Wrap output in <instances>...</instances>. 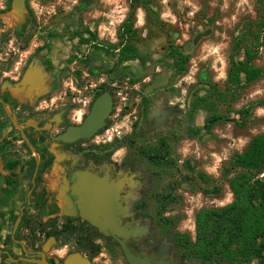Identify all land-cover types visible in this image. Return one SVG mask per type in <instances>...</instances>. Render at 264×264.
Segmentation results:
<instances>
[{"label":"rangeland","instance_id":"1","mask_svg":"<svg viewBox=\"0 0 264 264\" xmlns=\"http://www.w3.org/2000/svg\"><path fill=\"white\" fill-rule=\"evenodd\" d=\"M32 2L36 7L37 1ZM141 2L148 8L139 5L133 10L128 22L132 29L128 34L121 28V23L130 18V0H46L42 3L50 10L54 5L60 24H68L64 33L75 31L72 37L61 35L49 53L47 63L50 67L44 68L46 77L50 81L51 75L54 79L58 77L61 86V90L49 97L60 103L69 95L68 63L73 67L74 61V67L83 72H86L89 58L97 63L105 61L108 67L115 65L120 52L114 50L120 46L124 34L138 57L122 62L118 67L122 82L118 89L121 94L116 96L115 114L119 113V116L113 127H121L127 132L132 123L142 129V124H151L155 120L159 126H166L164 130L150 133L141 142V149H159L164 154L161 163L139 157V165L146 177L144 199L151 210L150 229L156 240L164 242H171L177 234L193 239L196 211L204 207H221L233 200L225 170L252 136L264 132V105L258 104L264 100V45L257 48L253 60L262 69V75L238 89L236 95L225 91L233 40L243 34L242 43L252 46L248 29L259 19L257 0ZM90 32L95 33L94 36ZM91 41L106 45L107 54L100 47L91 45ZM92 47L97 52H91ZM175 49L187 57L186 62L181 64L173 58ZM78 78L80 88L84 81L82 78L80 81L79 74ZM97 80L99 76L94 77V82ZM211 85L226 92L227 99L217 100ZM202 99L210 102V106H204ZM251 104L254 107L250 115L241 119L237 111ZM212 113L223 114L230 120L217 123L207 131L204 125ZM3 118L1 115L0 139L8 137V142L17 141L19 138L10 133ZM18 148L22 156H27L21 142ZM39 149L40 155L43 154L41 146ZM39 171V180L47 175V179L43 177L47 182L58 181L57 176L50 177L47 163ZM200 174L206 179L202 180ZM27 175L25 190L31 187L32 171L29 170ZM34 180L37 181L36 177ZM55 187L35 185L41 205L38 209L35 204L28 207L29 225L27 230H22L23 235L35 228L32 215L38 214L46 220L56 212L49 201ZM178 245L184 253L193 256L184 240H178ZM107 257L109 260L105 264H123L116 258Z\"/></svg>","mask_w":264,"mask_h":264},{"label":"flooded vegetation","instance_id":"2","mask_svg":"<svg viewBox=\"0 0 264 264\" xmlns=\"http://www.w3.org/2000/svg\"><path fill=\"white\" fill-rule=\"evenodd\" d=\"M36 1V7L32 0H23L15 7L14 0H0V119L2 115L6 128L26 148V169L27 172L32 171L31 187L28 189L31 195L26 194L28 190L24 193L20 212H10L11 202L6 196L11 191H2L5 204L0 205V264H39L20 259L21 257L46 264H65L70 255L78 256L83 264H105L109 260L108 255L127 264L114 237L101 234L80 216L75 203L76 197L69 192L74 174L78 171L123 181L118 192L121 225L127 230L140 231L137 235L125 238V245L131 252L147 257L153 264H231L225 260L187 255L178 245V234L171 242L154 238L149 220L151 210L144 199L146 177L139 165V157L143 156L141 142L150 133L164 130L166 126H159L155 120L151 124H142L140 129L136 123H132L127 131L129 133L121 127H113L119 116V113L115 114L116 96L121 94L118 91L122 82V72L118 68L122 63H118L119 58L111 67L105 61L97 63L89 58L86 72L75 68L74 61L71 63L73 67L68 63L69 95L66 96L64 91L66 97L60 103L53 102L49 97L58 89L61 90L59 78L54 79L52 75L51 81L47 77L39 81L36 77L35 84L21 90L12 89L31 69L41 76L45 72L44 68L50 67L47 63L49 53L53 51L60 36L66 34L67 37H72L75 33L63 32L69 27L66 23L60 24L54 5L50 10L48 6L42 5L46 0ZM122 25L121 23V28ZM90 34L94 36L95 33ZM90 44L100 47L106 54L109 50L106 45L95 41ZM121 48L122 44L114 51L121 53ZM92 51L97 52L93 47ZM47 73L49 76V72ZM78 74L80 81L81 78L84 81L80 88L77 86ZM97 76L99 80L94 82V77ZM3 83L6 84L4 88ZM105 91L110 94L112 105L104 126L89 139L79 138L71 142L57 140L56 137L67 127L82 123L94 99ZM39 146L44 151L41 155ZM46 163L50 177H58V181L47 182V185H56L49 199L56 212L46 220L38 214L32 215L35 228L23 235L22 230H27L29 225L28 207L35 204L38 209L41 205L34 195L36 181H32V176L35 169L38 175Z\"/></svg>","mask_w":264,"mask_h":264},{"label":"trees","instance_id":"3","mask_svg":"<svg viewBox=\"0 0 264 264\" xmlns=\"http://www.w3.org/2000/svg\"><path fill=\"white\" fill-rule=\"evenodd\" d=\"M139 5L148 8L141 0H130V18L122 25L127 34L132 29L128 22ZM257 10L259 19L248 29L252 46L242 43L243 34L235 37L231 45L225 89L231 95H236L238 89L262 75V69L253 60L257 48L264 45V0H257ZM125 37L124 34L121 37L119 63L138 57L136 49ZM172 54L181 64L187 61V57L176 49ZM210 88L217 100L227 99L226 92L216 89L214 85ZM203 102L204 106L211 104L205 100ZM258 104L264 105V100ZM253 107L254 104H251L237 113L244 119L250 115ZM227 120L230 119L223 114L212 113L204 127L210 131L215 124ZM141 153L154 163L163 162L164 154L159 149H141ZM225 171L229 176L227 183L233 200L221 207H204L196 211L193 239L183 234L177 235L176 239L184 240L189 254L201 259L225 260L231 264H248L252 261L264 264V132L252 136L244 149L233 156ZM199 177L206 179L202 174Z\"/></svg>","mask_w":264,"mask_h":264},{"label":"water","instance_id":"4","mask_svg":"<svg viewBox=\"0 0 264 264\" xmlns=\"http://www.w3.org/2000/svg\"><path fill=\"white\" fill-rule=\"evenodd\" d=\"M22 1L23 0H14V6L16 7L17 4ZM37 75L38 74H35V70L31 69L27 71L22 80L18 84L12 86V89L16 91L24 89L28 85L31 86V84H35L37 78L39 81H41L42 78L45 80V72L42 73V75L40 74L43 77ZM5 86L6 84L3 83L2 88ZM111 105L112 100L110 94L106 91L101 93L92 102L89 112L82 123L67 127L56 139L63 142H71L79 138L89 139L97 130L104 126L105 119L111 111ZM18 128L20 129V127ZM22 135L26 140L23 132ZM32 151L34 152L33 149ZM36 173L37 169H35L33 173L32 181ZM120 185H123L122 180H110L108 176L100 177L86 171H78L74 174V181L69 186V192L72 196L76 197L75 203L77 204L80 216L95 227L101 234L114 237L121 248L127 264H153L147 257L139 256L131 252L125 245V238L129 235H137L140 231L137 229L127 230L121 225L118 203ZM19 219L20 216L15 220L12 232H14ZM10 259L13 260L12 258ZM20 259L46 264L31 258L21 257ZM65 264L83 263L78 256L70 255L66 258Z\"/></svg>","mask_w":264,"mask_h":264},{"label":"crops","instance_id":"5","mask_svg":"<svg viewBox=\"0 0 264 264\" xmlns=\"http://www.w3.org/2000/svg\"><path fill=\"white\" fill-rule=\"evenodd\" d=\"M7 139L8 137H5V139H0V205L5 204V200H2L5 198V195L2 191L10 190V194L6 197H9L11 202L10 212L13 214L17 213L18 211L20 212L22 208L20 205L24 201V193L27 191L24 188L25 185H28V175L26 169L28 159L26 156H22V154H20L21 150L18 148V143L21 141L19 139L15 142H8ZM14 152L17 154H13ZM35 177L37 180L36 185H47V175L44 177L46 179L42 177L39 180L37 175H35ZM33 188L34 186L32 189ZM26 194L31 195L29 190L26 192ZM34 195L37 196V193ZM14 205H17V207ZM15 209H17V211H15Z\"/></svg>","mask_w":264,"mask_h":264}]
</instances>
